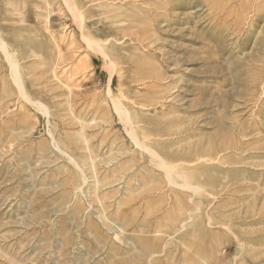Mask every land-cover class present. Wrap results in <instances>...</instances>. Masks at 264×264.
Here are the masks:
<instances>
[{"label": "rangeland", "instance_id": "rangeland-1", "mask_svg": "<svg viewBox=\"0 0 264 264\" xmlns=\"http://www.w3.org/2000/svg\"><path fill=\"white\" fill-rule=\"evenodd\" d=\"M0 264H264V0H0Z\"/></svg>", "mask_w": 264, "mask_h": 264}, {"label": "bare ground", "instance_id": "bare-ground-1", "mask_svg": "<svg viewBox=\"0 0 264 264\" xmlns=\"http://www.w3.org/2000/svg\"><path fill=\"white\" fill-rule=\"evenodd\" d=\"M87 42H89V41H87ZM7 57V56H6ZM10 58H11V55H10ZM9 61V60H8ZM19 64V63H18ZM19 66V65H18ZM15 64H12V68H13V70H11L12 71V74H13V72L15 73V77H16V80H18L19 81V79H18V74H16V70L17 69H15ZM11 69V68H10ZM15 80V79H14ZM20 84V83H19ZM120 91V90H119ZM119 99V98H118ZM117 100V99H116ZM92 101V100H91ZM115 100H113L112 102H114ZM116 102V101H115ZM120 103V102H119ZM36 104V103H35ZM71 109V108H70ZM73 109V108H72ZM118 112H119V114H121V115H123V116H126V113L127 112H125V110L124 109H122V107H121V105L119 106V104H117V106H116V108H115ZM115 114H116V112H115ZM116 115H118V114H116ZM120 115V117L121 118H123L122 116ZM128 115V114H127ZM127 117V116H126ZM102 118V117H101ZM118 118H119V116H118ZM97 119V118H96ZM121 120H123V119H121ZM130 120V119H129ZM128 119H126V120H124V122L126 123L125 124V126L127 125V127H128V129H129V134L131 135V138H132V140L139 146V144L137 143V141H136V138H135V136H134V133H133V126H132V124H131V122L129 121ZM124 122L122 121V122H120V124L122 123V126H123V124H124ZM124 126V127H125ZM123 131V130H122ZM126 132H127V130H126ZM128 134V133H127ZM108 139V138H107ZM131 140V139H130ZM131 140V141H132ZM132 144H134V143H132ZM140 147V146H139ZM136 148V147H135ZM143 149V150H145L147 153H148V155L150 156L149 158H151L152 159V161L153 160H156L157 161V166L156 167H160V169L162 168V169H164L165 170V172H166V175H167V177H168V179L170 180V182H171V184H173V186H175V188H181V189H186L187 191L188 190H190V191H193L194 193L195 192H199L198 191V189L197 188H193L183 177V174H177V173H174L173 174V171H172V168L171 167H166L164 164L166 163L153 149H149V148H145L143 145H141V147H140V149ZM142 149L140 150V151H142ZM63 155V154H62ZM64 156V155H63ZM65 158H66V156H65ZM71 159V158H70ZM150 159V160H151ZM73 162V161H72ZM154 163V162H153ZM155 164V163H154ZM163 170V171H164ZM183 178L184 179V182L182 181V183L181 184H178L176 181H174V178ZM167 179V178H166ZM168 179H167V181H168ZM181 180V179H180ZM170 182H169V184H170ZM170 184V185H171ZM121 185V184H120ZM193 193V194H194ZM197 213V212H196ZM191 218V217H190ZM189 219V218H188ZM191 220V219H190ZM182 224V223H181ZM184 224V223H183ZM183 229H184V227H183ZM128 233V232H127ZM153 256V255H152Z\"/></svg>", "mask_w": 264, "mask_h": 264}]
</instances>
